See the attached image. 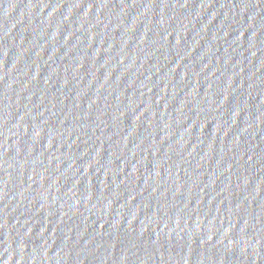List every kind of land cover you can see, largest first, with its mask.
Masks as SVG:
<instances>
[{
  "label": "water",
  "instance_id": "1",
  "mask_svg": "<svg viewBox=\"0 0 264 264\" xmlns=\"http://www.w3.org/2000/svg\"><path fill=\"white\" fill-rule=\"evenodd\" d=\"M0 264H264V0H0Z\"/></svg>",
  "mask_w": 264,
  "mask_h": 264
}]
</instances>
